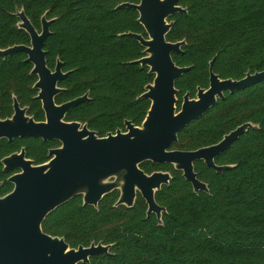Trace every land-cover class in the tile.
Listing matches in <instances>:
<instances>
[{"label":"trees","instance_id":"trees-1","mask_svg":"<svg viewBox=\"0 0 264 264\" xmlns=\"http://www.w3.org/2000/svg\"><path fill=\"white\" fill-rule=\"evenodd\" d=\"M139 0H0V48L30 44L28 33L17 25L23 8L40 31L41 16L51 19L45 41L46 62L56 58L69 71L60 83L57 102L89 92V99L73 106L67 119L86 122L98 135L122 126L129 119L140 124L150 100L138 96L154 74L134 63L145 54L127 33L147 37L135 9L118 6ZM186 14L170 17L167 40H185L182 53L172 58L191 69L179 77V103L184 93L194 97L209 83V62L220 78L240 79L248 71L264 70V0H179ZM23 52L0 57V114H11L12 95L35 120L43 119L33 98L31 64ZM250 122L247 131L215 159L232 165L221 172L197 161L194 170L208 192H194L171 164L143 162L147 173L171 175L156 191V202L165 208L161 222L147 216L146 204L137 195L134 205H115L118 190L106 194L97 207L84 205L80 195L49 213L42 223L46 233L63 237L70 247L92 242L111 244L109 254L80 264H264V81L219 99L200 118L178 134L171 149L195 150L212 145L237 126ZM24 144L36 163L45 161L53 142L34 139L0 143V158ZM1 171L0 195L12 185ZM79 202L78 207H72Z\"/></svg>","mask_w":264,"mask_h":264},{"label":"water","instance_id":"water-1","mask_svg":"<svg viewBox=\"0 0 264 264\" xmlns=\"http://www.w3.org/2000/svg\"><path fill=\"white\" fill-rule=\"evenodd\" d=\"M118 6L138 12L137 21L147 37L127 33L144 48L145 55L133 62L147 66L154 78L139 96L150 100L141 126L125 120L126 132L117 129L104 137L89 130L86 124L63 120L72 106L87 99V94L60 105L55 103V96L62 90L58 83L67 73L62 72L60 61L53 71L46 64L44 45L51 33L52 20L44 13L38 31L23 8L15 12L17 25L28 33L30 44L0 48V57L16 52L27 55L26 61L33 64L31 74L38 77L34 84L39 90L35 98L42 102L46 122H35L15 99L13 116L0 119V139H55L61 142V147L49 150L50 159L43 164L34 165L24 158L23 151L2 160L6 172L14 168H20L21 172L8 179L13 188L0 197V264H80L89 263L91 257L109 254L111 244L101 242L70 247L63 237L43 231L42 223L50 212L77 195H82L84 205L97 207L115 189L120 191L115 205L132 207L139 192L147 205V216L154 213L161 222L165 208L156 202L155 193L169 183L171 175L164 171L147 174L139 165L145 161L171 164L182 172L194 192H208L207 184L197 177L194 163L203 161L218 172L232 167L216 164L215 158L230 149L249 127L257 126L250 122L241 124L217 143L195 150L170 149L179 132L214 107L225 92L233 94L264 81V70L248 71L240 79H222L213 72L212 59L208 87H198L195 98L185 93L178 111L175 82L191 66H179L172 58L173 54L182 53L185 40L172 42L166 36L173 26L169 18L177 13L186 14L187 8L179 0H139ZM112 177L116 179L111 180Z\"/></svg>","mask_w":264,"mask_h":264},{"label":"flooded vegetation","instance_id":"flooded-vegetation-1","mask_svg":"<svg viewBox=\"0 0 264 264\" xmlns=\"http://www.w3.org/2000/svg\"><path fill=\"white\" fill-rule=\"evenodd\" d=\"M138 13V12H137ZM169 20H170V18H169ZM44 50H45V48H44ZM46 51V50H45ZM47 52V51H46ZM26 55V54H25ZM26 57H27V55H26ZM45 58H46V55H45ZM25 61H26V59H25ZM57 61H60V59H58V58H56V62H55V66L53 67V68H51V67H49L48 65V67L53 71L54 69H55V67H56V64H57ZM28 62V61H27ZM61 62V61H60ZM30 63V62H29ZM31 64V69L33 68V64L32 63H30ZM46 64H47V62H46ZM61 69H62V72H64V73H67V75H68V73H69V71H65L64 69H63V64H62V62H61ZM30 74H31V70H30ZM33 75V74H32ZM66 75V76H67ZM35 77H36V80L34 81V83L32 84V88L33 89H35L36 90V94L33 96V98L35 99V100H37L35 97L37 96V94H38V89L37 88H35L34 87V84H35V82L38 80V77H37V75H34ZM65 76V77H66ZM65 77L61 80V81H59V83H58V87L59 88H61L62 90L64 89L62 86H60V83L65 79ZM208 85H209V83H208ZM176 87V86H175ZM208 87V86H207ZM206 87V88H207ZM61 90V91H62ZM60 91V92H61ZM145 91V90H144ZM143 91V92H144ZM59 92V93H60ZM142 92V93H143ZM179 92V91H178ZM196 92H197V90H196ZM196 92H195V95H194V97H191L190 95V97L191 98H195L196 97ZM58 93V94H59ZM141 93V94H142ZM187 93V92H186ZM57 94V95H58ZM84 94H87V99L86 100H88L89 99V92H85ZM84 94H82V95H80V96H83ZM140 94V95H141ZM185 94V93H184ZM184 94H183V96H184ZM57 95L55 96V98H54V100H55V103L57 104V105H60V104H62V103H65V102H67V101H70V100H72V99H74V98H76V97H74V98H72V99H69V100H67V101H64V102H57V100H56V97H57ZM139 95V96H140ZM178 95V94H177ZM138 96V97H139ZM183 96H182V98H181V101H180V103H179V99H178V97H177V104H176V107H177V110L179 111L180 110V107H181V104H182V101H183ZM77 97H79V96H77ZM16 99V97L14 96V95H12V102H11V114L10 115H8V116H6V117H3V116H1V114H0V119H2V120H4V119H9V118H11L12 116H13V114H14V108H13V102H14V100ZM16 101H17V99H16ZM38 102H39V104H40V108H41V110H42V112H43V119L42 120H35L34 119V117L31 115V114H29L28 113V106L27 105H25V106H21L20 104H19V102H18V104L20 105V107H22V108H26V115L27 116H29V117H32L33 118V120L35 121V122H46V115H45V112H44V110H43V108H42V102L40 101V100H37ZM85 101V100H84ZM83 102V101H82ZM76 105V104H75ZM74 105V106H75ZM72 108H73V106L69 109V111L65 114V117H64V121L65 122H80L81 123V125H83V124H86L87 125V127H88V129L89 130H92V131H95V130H93V129H91L89 126H88V124L86 123V122H81V121H79V120H70V119H67V116L70 114V112H71V110H72ZM125 120H129V119H125ZM125 120H123V124H122V126H118V127H116L114 130H111V131H106L103 135H98V133L96 132V134L99 136V137H104V136H106V134L108 133V132H111V133H115L116 132V130L117 129H120L122 132H126V127H125V124H124V122H125ZM144 120V119H143ZM143 120H142V122H143ZM142 122L138 125V124H134V125H136V126H141V124H142ZM181 132V131H180ZM24 139H34V140H39V141H41V142H45V143H48V142H53L54 143V145L53 146H50V147H48L47 148V151H46V154H45V156H46V159H45V161H43V162H40V163H36V160L35 159H33V158H31V157H29L28 156V154H27V147H26V145H24V144H19L18 145V147L17 148H15V149H13V150H11V152H9V153H7V154H5V155H3L1 158H0V165H1V171L4 173V174H7V177H6V181H8L9 182V178L11 177V176H13V175H15V174H17V173H19V172H21V169L20 168H14V169H12L11 171H8V172H6L5 170H4V164L2 163V160L5 158V157H7V156H10V155H13V154H19V153H21L22 151H23V153H24V158L25 159H29V160H31L32 161V163L34 164V165H38V164H43V163H47L48 161H49V159H50V157H49V150H51V149H55V148H58V147H61V142L60 141H58V140H55V139H47V140H43L42 138H35V137H23V138H21V137H16V138H13L11 141H9L8 139H6V138H1L0 139V143L1 142H7V143H13L14 141H16V140H24ZM174 144V143H173ZM172 144V145H173ZM171 145V146H172ZM170 149H171V147H170ZM218 157V156H217ZM216 157V158H217ZM215 158V159H216ZM145 162H151V161H145ZM201 162H203V161H201ZM143 163V162H142ZM141 163V164H142ZM151 163H153V162H151ZM196 163V162H195ZM194 163V164H195ZM204 163V162H203ZM140 164V165H141ZM154 164V163H153ZM140 165H139V167H140ZM208 167V166H207ZM141 168V167H140ZM209 168H211V167H209ZM142 169V168H141ZM213 169V168H212ZM143 170V169H142ZM144 171V170H143ZM156 171H163V170H156ZM145 172V171H144ZM152 172H155V171H152ZM152 172H150V173H147V172H145V173H147V174H151ZM164 172H167V171H164ZM182 173V172H181ZM3 182V180H0V183H2ZM11 185H12V188H13V184L11 183V182H9ZM191 185V184H190ZM12 188H11V190H12ZM193 189V188H192ZM10 190V191H11ZM115 190H118V189H115ZM9 191V192H10ZM114 191V190H113ZM9 192H7V193H9ZM7 193H5V194H3V195H0V197H2V196H4V195H6ZM118 194L120 195V191L118 190ZM137 195H140V193L139 192H137V194H136V197H137ZM78 196V195H77ZM81 196V198H82V195H80ZM141 196V195H140ZM144 200V199H143ZM144 202H145V200H144ZM146 204V203H145ZM146 211H147V205H146ZM150 215H154L156 218H157V216L154 214V213H152V214H150Z\"/></svg>","mask_w":264,"mask_h":264},{"label":"rangeland","instance_id":"rangeland-1","mask_svg":"<svg viewBox=\"0 0 264 264\" xmlns=\"http://www.w3.org/2000/svg\"><path fill=\"white\" fill-rule=\"evenodd\" d=\"M110 179H111V180H114V179H116V178H115V177H112V178H110ZM78 205H79V202H75V203L73 204L72 207H73V208H74V207H78Z\"/></svg>","mask_w":264,"mask_h":264}]
</instances>
